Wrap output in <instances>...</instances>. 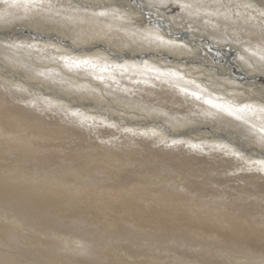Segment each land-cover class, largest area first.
Listing matches in <instances>:
<instances>
[{"label": "bare ground", "instance_id": "1", "mask_svg": "<svg viewBox=\"0 0 264 264\" xmlns=\"http://www.w3.org/2000/svg\"><path fill=\"white\" fill-rule=\"evenodd\" d=\"M181 4L186 11L183 10V17L179 18L182 17L188 31L182 30V36L175 35L183 43L192 41L204 46L205 53L200 50L195 54L181 49L169 50L171 46H177L176 42L158 41L160 37L156 31L149 35L152 40H148L150 37L143 30L149 32L155 27L141 29L143 32L138 34L126 32L127 29L120 32V27L126 25V17L123 16L127 10L139 12L146 8L141 0H0V41H9L10 47L6 46L9 49L6 54L19 58L21 67L26 64L41 70L40 74L37 73L40 77H35L33 69H23L19 73L5 70L4 74L11 79L0 80V168L4 172L0 176L11 180L29 179L25 182L28 185L15 190L0 186V201L5 200L0 208L3 215L10 216L11 223L23 229L30 228L32 231L28 229L29 232L35 234L29 239L38 246L47 247L48 243L43 239L49 238L55 229L71 226L85 232L91 243L77 244L78 248L75 251L70 248L67 254L85 257L88 262L94 259L92 250L108 247L102 244V236L111 232L121 239L147 240L152 245L167 242L173 247L166 249L165 254L160 247L155 252L151 250L147 264H264V162L234 154L228 145L205 141L204 136L192 137L194 140H191L185 135L214 133L228 142L236 141L238 147L244 143L242 138L251 146L245 151L252 152L254 156L264 155V126L260 125H264V107L256 106L252 98L264 102V0H181ZM120 6H126V10L118 12ZM185 12L189 16L186 14V20ZM176 16L178 18V14ZM136 25L142 27V21ZM118 33L124 34L123 37ZM26 36L35 39L31 42L33 46L21 44ZM35 37L40 38L36 40ZM37 41L52 45L57 44L56 41L66 43L79 53L100 50L113 55L116 61L107 65L100 59H93L97 67L88 68L87 65L92 64L90 61L77 66L75 62L86 59H75L69 56L70 53L67 56L58 54L60 60L42 57V54L39 61L36 60L35 48L44 45ZM128 42L132 46L141 44L140 48L131 46L135 50L130 48L132 55L120 48L121 44ZM143 52L146 53L140 54ZM206 55L216 59V64L225 72L245 79L244 85L252 82L254 85L250 88L256 89L258 96L229 79H224L229 85L219 84L213 79L218 86L221 85L220 89L209 86L212 83L208 85L206 80L195 79L194 82L202 84L203 89L181 81L182 78L175 77L173 71L174 76L163 73L168 66L200 64L209 59ZM147 56L152 61L169 64L162 65L163 70L156 68L157 71L143 68L140 63L143 64V57ZM118 57L126 60H118ZM45 77L56 78L58 85H47ZM28 85L31 89L44 90L45 94L57 91V95L61 94L58 97L70 99L71 110L67 111L53 102L55 98L34 95ZM76 86L81 89L72 91ZM210 91L214 95H210ZM134 93H139L140 99L144 96V100L157 98L159 101L155 99L154 102H164L162 104L168 106V113L185 111L184 104L189 102L192 106L200 100L211 110L210 113L222 118L212 119L233 124L212 123L214 121L207 119L210 118L208 114L193 119L194 112L193 116L189 115L192 117L188 118L190 121L181 120V126L173 129V125L166 124L158 114L151 112L146 103L133 95L131 97ZM26 94H31L32 98L34 95L36 99H25ZM219 97H226V100ZM120 98L141 105L134 106L130 102L122 105L118 102ZM235 98L253 105L246 103L239 106L240 109L231 108L232 101L227 103V100L234 101ZM74 103L98 106L104 116H115L113 119L120 124L108 121L106 116L107 122L88 115L83 117ZM222 110H231L233 114L227 115ZM249 114L260 124L249 120ZM136 118L146 123L135 127L139 123ZM78 119L84 122L80 123ZM171 119L174 120L173 117ZM129 121L135 122L131 124ZM151 122L162 123L160 126L166 127L176 138L163 139L162 136L151 135L155 134L149 129ZM90 123L97 127L92 129ZM125 124L132 126H119ZM234 124L241 128H235ZM226 128L232 133L225 131ZM79 129L81 132L77 131ZM84 129L89 130V134H84ZM246 131L253 132V136H246ZM26 221L32 224L27 225ZM139 223L140 226L135 228ZM234 246L250 252L235 251L231 249ZM182 248H188L189 252H183ZM18 256L0 248V264H39L36 256ZM114 258L120 263L133 257L124 252Z\"/></svg>", "mask_w": 264, "mask_h": 264}, {"label": "rangeland", "instance_id": "2", "mask_svg": "<svg viewBox=\"0 0 264 264\" xmlns=\"http://www.w3.org/2000/svg\"><path fill=\"white\" fill-rule=\"evenodd\" d=\"M92 1H96V0H92ZM143 3H144V5L146 6V8H144L143 10H141V11H139V12H132V11H130L131 9H129V10H127V14L125 15V14H123V15H125V16H123V17H126V19H125V21H126V25H124V27L122 28V27H120L121 29H120V32H123L125 29H127V30H125L126 32H129V31H131L130 33H136V34H138L137 32H143V31H145L146 33H147V36L148 37H150L149 35L153 32V31H156V33H158V36L160 37L159 38V40L158 41H161L160 39H162L163 41L164 40H167V41H165L166 43H168V40H172V41H175L176 42V45L177 46H175V47H173V46H171V48H169L170 47V45H169V50H176V51H178L179 49H181V50H183V51H187V53H191V54H195V53H197L199 50L201 51V52H204L205 53V50H206V48L204 47V46H202V45H199V44H194L192 41H189V42H185L184 41V43L180 40V39H178V37L175 35V34H178V35H181V31L183 30H186V28H184V23L182 22V17H183V12L184 11H186V10H184V7H183V5L181 4V0H180V3H179V0H169L168 2H167V0H151V3H150V0H141ZM170 1H172L173 3H171ZM182 1H184V0H182ZM244 1H249V0H244ZM102 2V1H101ZM150 4V5H149ZM178 4V5H177ZM154 5V6H153ZM168 5V6H167ZM180 6H181V8H180ZM128 7H130V4H129V6ZM153 7V8H152ZM159 7V8H158ZM176 7V8H175ZM263 7V6H262ZM155 8V9H154ZM172 8H174V9H172ZM177 9V10H176ZM99 10V9H98ZM118 12H123V11H125L126 10V6H124V7H119L118 8ZM149 10H150V12H149ZM167 10V11H166ZM169 10V11H168ZM176 10V11H175ZM184 10V11H183ZM158 11V12H157ZM94 12H97L96 10H94ZM143 12V13H142ZM175 12V13H174ZM181 14H180V13ZM170 13V14H169ZM171 13H173V14H171ZM95 14V13H94ZM163 14V15H162ZM178 14V18H179V16H182V17H180L179 19L178 18H176L177 15ZM186 14H187V12H185L184 13V18H185V20L186 19H188V14H187V16H186ZM174 15V16H173ZM159 16V17H158ZM3 18H7V17H3ZM127 19H128V21H127ZM8 20V19H7ZM129 20H131L133 23H131V24H133V27H132V25L130 24V22H129ZM172 20H173V23H172ZM138 21H142V27H138V25H136V23H138ZM171 23H169V22ZM161 22V23H160ZM163 22V23H162ZM144 23V24H143ZM165 23V24H164ZM180 23V24H179ZM130 25V26H129ZM149 27H147V26ZM158 25V26H157ZM178 25L180 26V25H182L181 27H179L178 28ZM194 25V24H193ZM160 26V27H159ZM126 27V28H125ZM144 27V28H143ZM155 27V28H154ZM158 27V28H157ZM182 27L184 28V29H182ZM129 28V29H128ZM134 28V29H133ZM137 28V29H136ZM148 29V30H150V29H152V28H154L153 30H150L149 32H147L146 30H143V29ZM179 30H178V29ZM123 29V30H122ZM143 31H142V30ZM159 29V30H158ZM169 29V30H168ZM122 30V31H121ZM129 30V31H128ZM186 31H188V30H186ZM191 31V30H190ZM68 32H71L70 30H68ZM159 33L162 35V38H161V35H159ZM67 34H69V33H67ZM118 35L119 36H121V37H123V35L124 34H119L118 33ZM168 35V36H167ZM182 36V35H181ZM168 37H169V39H168ZM36 38V40L37 39H39L40 37H35ZM86 38V37H85ZM172 38V39H171ZM175 38H177V40L175 39ZM31 39V40H30ZM152 40V37H150V38H148V40ZM23 41H22V43L21 44H23L24 46H29V45H32V41H34L35 39H33L32 37H30V36H26V37H23V39H22ZM29 40V41H28ZM4 42V43H3ZM7 42H9V41H7V40H1L0 41V80L1 79H7V80H9V79H11V77H9V76H7V75H5L4 73H5V70L6 71H8V72H14V73H19L20 71L21 72H23L22 70L24 69V71H26V70H29L30 71V69H33V68H30L29 66H27L26 64H24L22 67H21V62H19V58H16L15 56H12V57H10L9 55H7L6 54V52L8 53L9 52V49L8 48H10L9 47V44L7 43ZM39 44H42V45H44V47H37V48H33V50H35L36 52H35V54H36V57H38V59H36V60H39V61H41L42 59H40V58H42V57H50V58H54V59H59L60 57H59V55L61 54V55H69V53H70V55L69 56H72L73 58H75V59H83V60H87V61H90V63H92V64H89V65H87V66H89L88 68H90V67H92V68H96L97 67V63L96 62H94V61H92L93 59H95V60H101V61H103V63L104 64H107V65H111V64H113L115 61H116V58H114L113 57V55H108L106 52H103V53H101V51L100 50H90V51H84V52H82V53H79V52H77V50H75V49H73V47L71 46V45H67L66 43H59V42H57L56 41V43L57 44H48V43H46V42H40V41H37ZM180 42V43H179ZM2 43V44H1ZM59 44H61V45H59ZM66 44V45H65ZM128 44V45H127ZM126 45H124V44H121V46H120V48L121 47H123V50L125 49V51H126V53H130L131 52V50H133L134 48H140L139 47V45H141V44H135V45H131L129 42L127 43ZM130 44V45H129ZM181 45L182 47H180V48H178V46L179 45ZM63 45H64V47H63ZM191 45V46H190ZM8 48H7V47ZM33 46V45H32ZM47 46V47H46ZM50 46V47H49ZM134 47L133 49H132V47ZM198 46H199V48H198ZM2 47V48H1ZM51 47H53V48H51ZM129 47V48H128ZM153 47V46H152ZM184 47V48H183ZM45 48V49H44ZM47 48V49H46ZM60 48V49H59ZM130 48H131V50H130ZM176 48V49H175ZM17 49V48H16ZM37 49H38V51H37ZM43 49V50H42ZM63 49V50H62ZM72 49V50H71ZM198 49V50H197ZM203 49V50H202ZM1 50L3 51V52H1ZM14 50V49H13ZM46 52H45V51ZM49 50V51H48ZM71 50V51H70ZM127 50H129V51H127ZM21 51V50H20ZM42 51H44V52H42ZM56 51H58L57 53H56ZM60 51H62V52H60ZM133 51H135V50H133ZM41 52V53H40ZM60 52V53H59ZM138 52V51H137ZM51 53H53V54H55V55H51ZM67 53V54H66ZM146 52H143V53H140V54H145ZM40 54V55H39ZM42 54H43V56H42ZM59 54V55H58ZM81 56H80V55ZM202 54V53H201ZM75 55V56H74ZM130 55H132L131 53H130ZM203 55V54H202ZM42 56V57H41ZM57 56V57H56ZM23 57V60H24V56H22ZM206 57L207 58H209V59H204L203 61H202V63H200V64H193L192 65V63L191 64H189V66L188 65H183V64H178V65H180L179 67H178V65H177V67L176 68H174V66H168V64L169 63H164L163 61H159V62H156V61H158V60H156V61H152V59L149 57V56H147V57H143L144 59H143V61H144V63L143 64H141L139 61H137V63H140V65L143 67V68H147V69H151V70H155V71H157L156 70V68H158V69H161V70H163L164 69V67H161L162 65H164V66H168V68H165L164 69V71L165 72H163L164 73V75H167V74H172L173 76H174V73H175V77H180V78H182V79H180L181 81L183 80V81H186L188 84H190V85H196V86H198V88H203V89H205L204 88V86L202 85V84H196V82H194L195 81V79H203V80H206V82L205 83H207L208 85L210 84V83H212V84H210L209 86H211V87H213V88H218V89H220V86H218L219 84H221V82H223V83H225V84H227V85H229L228 83H227V80H224V79H229L230 81H234V82H236L240 87H245V89L247 90V91H253V92H255V94L258 92L256 89H251L250 88V85H254L252 82H247L246 83V85H244V82L243 81H246L245 79H243L242 80V78L241 77H238V76H235L234 74H232L231 72H229V71H224V69L221 67V66H219L218 64H216L217 63V60L215 59V60H213V58H211L210 56H207L206 55ZM52 58V59H53ZM120 59H124V60H126V58H119L118 57V60H120ZM48 60V59H47ZM60 60V59H59ZM112 61V62H111ZM207 61V62H206ZM215 61V62H214ZM210 64H209V63ZM94 63H96V64H94ZM94 65H96V66H93ZM212 65V66H211ZM86 66V67H87ZM130 66V65H129ZM19 67H21V70H20V68ZM37 67H39V66H37ZM99 67V66H98ZM103 67V66H102ZM133 67V66H132ZM155 67V68H154ZM171 67V68H170ZM173 67V68H172ZM7 68V69H6ZM39 68H41V67H39ZM134 68V67H133ZM153 68V69H152ZM204 68V69H203ZM218 68V69H217ZM168 69V70H167ZM228 69V68H227ZM127 70H129V69H127ZM33 71V74H36V76L35 77H40V76H38V74L37 73H39L40 74V72H41V70H38V69H33L32 70ZM39 71V72H38ZM52 71H53V69H52ZM51 71V73L53 74V72ZM171 71H173L174 73H171ZM219 73H218V72ZM55 74H57V72H54ZM208 73V74H207ZM228 73L230 74V75H228ZM217 75V76H216ZM219 75V76H218ZM59 76V75H58ZM194 76H195V78H194ZM221 76V77H220ZM191 77V78H190ZM200 77V78H199ZM238 79H241V80H238ZM9 78V79H8ZM94 78V77H93ZM216 79L217 80V82L219 83V84H217L216 83V81H214L213 79ZM234 78V79H233ZM55 79L56 78H54V79H48V78H46L45 77V81H46V83H47V85H49V86H57L58 85V82L57 81H55ZM189 79H192V82L189 80ZM168 80H170V79H168ZM14 81H21L20 79H15ZM59 81V80H58ZM111 81H113V80H111ZM171 81V80H170ZM42 82V81H41ZM55 82H56V84H55ZM194 82V83H193ZM24 84V83H23ZM54 84V85H53ZM206 84V85H207ZM217 84V85H216ZM25 85H27V84H25ZM72 85V84H71ZM29 86V85H28ZM31 86H29V89H31L30 88ZM74 88H76V89H74V90H72V91H79L80 89H81V87H79V86H76V87H74ZM252 88H253V86H252ZM206 89H208V88H206ZM110 90H113V88H110ZM221 90H222V88H221ZM242 90V89H241ZM31 91H33V93H34V95H37V96H40L41 98H47V99H52L53 100V98H55L54 100H53V102H56V103H58L61 107H64V108H66L67 109V111L68 110H71L70 109V105H69V103H70V99H68L67 100V98L66 99H63V97H58V95L59 96H61V94H56V93H58L57 91H56V93H52V92H46V93H48V94H45L44 92V90H41V89H39V88H37V89H35V88H32L31 89ZM40 91V92H39ZM226 91L228 92V94H230V95H233V92L232 91H229V89H226ZM210 93V95H214L213 93L214 92H212V91H210L209 92ZM212 93V94H211ZM135 94V95H134ZM134 94H131V97H133V96H135L134 98H137L139 101H141V102H143V103H146L145 105H147L148 106V109H150L151 110V112H153L155 115H157L158 117H160V119H161V121L163 120L164 122H166V124H167V122H168V124L169 125H173V129L174 128H176L177 126L178 127H180L181 126V124H179V121H183V120H187L188 118H190V116H193L194 115V117H193V119H197V118H199L200 116H202V115H210V118H208L207 117V119L208 120H212V121H214V122H212V123H216V124H218V125H224L225 124V122L226 121H220L219 119H217V120H215V119H212V118H221L220 116H214L213 115V113H210V109H208V108H206L202 103H201V101L200 100H198V102H196L197 104H194V105H192V106H189V102H187L186 104H184L185 106V108H183V109H186L185 111H181V112H176V111H173V113L172 112H170V113H168L167 112V110H166V108L168 107V106H164V105H166V104H162V103H164V102H154V101H159L157 98H153V100L152 99H148V98H146L145 100L147 101H149V102H146L145 100H144V96H142L141 97V99H140V94L139 93H134ZM244 95H245V93H243ZM27 95V96H26ZM25 95V99H28V100H31V99H36V96H34V95H32L33 96V98L31 97V94L30 95H28V94H26ZM56 95V96H55ZM128 95V94H127ZM133 95V96H132ZM257 95V94H256ZM24 96V95H23ZM28 96H30V97H28ZM129 97H130V94L128 95ZM258 96V95H257ZM105 97H108V98H113V99H116V98H118V97H116V98H114V97H112L111 95H105ZM30 98V99H29ZM219 98H221V97H219ZM223 98V97H222ZM221 98V99H222ZM252 98H254V103H256V106H260V105H262L263 107H264V102L261 100V99H258V98H256V97H252ZM85 99H87V98H85ZM91 99V98H90ZM156 99V100H155ZM224 100H226V97H224L223 98ZM94 100H97L96 98L94 99ZM121 100H124L125 102H123V101H121ZM143 100V101H142ZM99 101V100H98ZM231 103H230V102ZM118 102H120L122 105H127L128 104V102H130V104H132V105H137V104H139L138 102H134V101H131V100H128V99H124V98H120V100L118 101ZM226 102V101H225ZM227 103H230V104H232L233 106H231L230 104V106H231V108H235V109H240L239 108V106H241V105H243L244 106V104H246V103H248V104H250L249 102H247V100H242L241 98H240V100H238L237 98H235L234 99V101H233V99H230V100H227ZM158 104H161V105H159L158 106ZM74 105H77V110L79 111V113L80 114H83L82 116L83 117H87V115H88V117H91V118H97V119H100L101 121H102V119H104L105 120V118H107L108 119V121H110V120H112L111 122H114V123H118V124H120L118 121H116V120H114L113 119V117L114 118H116L115 116H112V118H110L111 116H108V115H105L104 116V114L103 113H101L100 111H102V110H99L100 109V107H93V106H90V105H85V104H81V103H74ZM139 105H141V104H139ZM151 105V106H150ZM250 105H253V104H250ZM156 106V108H154ZM235 106V107H234ZM245 106H248V105H245ZM76 107V106H75ZM237 107V108H236ZM252 107V106H251ZM163 108V109H162ZM204 108V109H203ZM257 108H259V107H257ZM85 109V110H84ZM88 109V110H87ZM159 109V110H158ZM190 109H191V111H190ZM206 109V110H205ZM196 110V111H195ZM210 110V111H209ZM156 111V112H155ZM221 111V110H220ZM117 112V111H116ZM116 112H114L113 114H115ZM161 112V113H160ZM192 112V113H191ZM195 112V113H194ZM198 112V113H197ZM208 112V113H207ZM222 112L223 113H227V115H229L228 113V111H224V110H222ZM244 112H247V109H245V111ZM86 113V114H85ZM101 113V114H100ZM190 113V114H189ZM194 113V114H193ZM254 113H257V112H254ZM160 114V115H159ZM172 114V115H171ZM178 114V115H177ZM193 114V115H192ZM91 115H93V116H91ZM190 115V116H189ZM174 116H180L179 118H174ZM196 116V117H195ZM105 117V118H104ZM171 117H173V119L174 120H172L171 119ZM212 117V118H211ZM248 117H249V120L250 119H252V122L254 121V122H258V124H260V122L258 121V120H256V119H254L253 117H252V115L251 114H249L248 115ZM252 117V118H251ZM83 119V118H82ZM135 119V118H134ZM137 119V121L136 122H139L138 124H137V126H135V127H138V126H140L141 125V123H146L145 121H143V120H139L138 118H136ZM190 119H192V117L190 118ZM222 119V118H221ZM79 120V122L80 123H83L84 121H82V120H80V119H78ZM189 120V119H188ZM190 121V120H189ZM189 121H187V122H189ZM197 121V120H196ZM203 121V120H202ZM105 122H107V120H105ZM133 122H135V121H129V123H131V124H134ZM151 123H153V124H151V125H148L150 128V130H154L153 132H155V134H151V135H153V136H159V137H161V138H163V139H172V138H176L175 136H171V131H169L166 127H164V126H160L162 123H160L159 125L157 124V123H155V122H151ZM211 123V122H210ZM229 123L230 124H228V122H226V125H231V124H233V123H231L230 121H229ZM91 124V128L92 129H95V127L94 126H96V125H94L93 123H90ZM93 124V125H92ZM157 124V125H156ZM177 124V125H176ZM179 124V125H178ZM183 124L184 123H182V126H183ZM247 124V123H246ZM79 125V124H78ZM126 125H128V126H132V125H130V124H125V125H119L120 127H123V126H125L126 127ZM168 125V127H170ZM197 125H200V124H198L197 123ZM261 126H264L262 123L260 124ZM127 126V127H128ZM151 126H153V127H151ZM234 126H235V128H241V127H239V125H237V124H234ZM97 127V126H96ZM177 127V128H178ZM124 128V127H123ZM160 128V129H159ZM260 128V127H259ZM258 127H257V130L258 131H260V129H259ZM89 129V128H88ZM148 129V128H147ZM170 129V128H169ZM227 129V128H226ZM226 129H224L225 131H227V132H230V131H232V130H226ZM82 130V129H81ZM98 130V129H97ZM77 131H80V129L79 130H77ZM98 131H101L100 129L98 130ZM81 132V131H80ZM84 132H86L87 134H89V130H86V129H84L83 130V133ZM144 132H147V131H144ZM237 132V131H236ZM86 133H84V134H86ZM230 133H232V132H230ZM92 134V133H91ZM160 134V135H159ZM189 134V135H188ZM185 133V135H186V139H191V140H194V138H192V137H198V136H204V138H203V140H207V141H210V142H212V143H218V144H223V146L224 145H228L227 147H230L231 148V151H233V153L234 154H241V157H252L253 159H255V160H257V161H260V162H264V155L263 156H261V155H256V156H254V155H252V152H250V151H245V149H250V145L249 144H245L247 141L246 140H244V139H242L241 138V142L243 143L242 144V146L241 147H238L237 146V144L235 143V142H233V141H230V142H228V140H226V139H224V138H220V137H218V136H216L214 133H211V134H200V135H197L195 132H192V133ZM246 136H253V132H251V131H246ZM260 136H262L261 134H260ZM213 139V141L211 140V139ZM199 140V139H198ZM215 140V141H214ZM242 140H244V141H242ZM218 141V142H217ZM220 141V142H219ZM232 142V143H231ZM249 142V141H248ZM240 145H241V143H240ZM246 147H245V146ZM249 145V146H248ZM223 146H221V147H223ZM245 148H244V147ZM243 147V148H242ZM249 147V148H248ZM239 148V149H238ZM244 149V150H243ZM237 154V155H238ZM256 157H258V158H256ZM263 157V158H262ZM261 160H263V161H261ZM219 166V165H218ZM216 168H218V167H216ZM264 168V167H263ZM3 169L2 168H0V174H2V173H4L3 171H2ZM12 179V178H11ZM11 179H9V178H7V177H1L0 176V186H8V187H11L12 189H16L17 187H23V186H25V185H28L27 183H25L26 181H29V179H15V180H11ZM4 202H5V200H3ZM3 201H0V204L1 205H3L4 206V202ZM7 201V200H6ZM4 208V207H3ZM12 210V209H11ZM13 211V210H12ZM14 212V211H13ZM16 214V213H15ZM16 216H20L19 214H17ZM2 217V218H1ZM5 217L8 219H6L5 220ZM38 220V219H37ZM5 221V222H4ZM12 222V219L10 218V216H8L7 214H5V215H3V213L1 212V208H0V248L1 249H4L5 251H7V252H9V253H12V254H14V255H16V256H18V258H23V257H25V256H27V257H29V256H33V257H35L36 256V259L38 260V262H39V264H72L73 262V264H111V263H119L115 258H114V256L117 254V255H123V253L125 252L127 255H130L131 257H133V258H130L129 259V261H127L126 259H124V261H122V262H120L119 264H147V260L146 259H148V256L150 255V253H151V250H153L154 252L156 251L155 249H158L159 247L160 248H162L163 250H165L164 251V254H165V252H166V249L168 250V248H173V247H171V246H168L169 244L167 243V242H162L161 244L162 245H160L159 243H155L154 245H152V244H149L148 243V241L147 240H143V241H141V240H139V239H121V238H117V234H113V233H111V232H108V233H106V234H104V237L102 236V244L105 246V245H108V247H102V248H96V250H92V252L94 253L93 255H94V259H93V261L92 262H88L87 260H86V258L84 257V258H79V257H72L73 255L72 254H67L68 253V251H70V248H71V251L73 250V251H75V249L76 248H78V246H80V243L81 244H83V245H90V243H89V241L88 240H91V239H87L86 238V234H85V232H83V231H81V229H77L76 227H59L58 229H55L54 231H52V234L51 235H49V238H44L43 239V241H45V242H47L48 244L47 245H45V246H47V247H42V246H38L37 245V243H35V242H32V240H30L29 239V237L30 238H33L34 237V234L35 233H33V232H29V230H31L30 228H28V227H24V229L23 228H20L16 223H11ZM26 224L27 225H29V224H32L31 222H27L26 221ZM13 225V226H12ZM142 225L145 227V229L147 230V227H146V225H145V223H142ZM17 228H16V227ZM97 228H101V227H99L98 225H95ZM140 226V223L137 225V226H135V228H137V227H139ZM15 227V228H14ZM13 229V230H12ZM23 229V230H22ZM29 229V230H28ZM62 229V230H61ZM2 231V232H1ZM6 231H8V232H6ZM26 231H28V232H26ZM32 231V230H31ZM13 232H15V233H13ZM26 232V233H25ZM133 232V231H132ZM3 233V234H2ZM12 233V234H11ZM53 233H54V235H55V237L57 238V239H55V237H53L54 235H53ZM15 234V235H14ZM19 234V235H18ZM57 234V235H56ZM96 235L98 234V232L97 233H95ZM24 235V236H23ZM1 236H3V237H1ZM12 238H11V237ZM14 236H15V238H14ZM69 236V237H68ZM60 237V238H59ZM71 237V238H70ZM61 238H63V239H61ZM66 238H68V239H66ZM86 238V239H85ZM197 239H199V240H202L203 238H199V237H196ZM13 239V240H12ZM59 239V240H58ZM66 239V240H65ZM79 239V241L78 242H76V240H78ZM117 239H119V240H117ZM75 240V241H74ZM9 241V242H8ZM16 241V242H15ZM72 241V242H71ZM75 243H74V242ZM85 241V242H84ZM101 241V239H99L98 240V242H100ZM64 242V243H63ZM111 242V243H110ZM16 243V244H15ZM57 243V244H56ZM89 243V244H88ZM164 243H166L165 244V247H164ZM59 244V245H58ZM77 244H78V246H77ZM13 245V246H12ZM36 245V246H35ZM50 246V247H49ZM111 246V247H110ZM136 246V247H135ZM4 247V248H3ZM12 247V249H10ZM19 247V248H18ZM61 247V248H60ZM66 247V248H65ZM112 247H116L115 249H111ZM152 247V248H151ZM54 248V249H53ZM69 248V249H68ZM139 248V249H138ZM159 248V249H160ZM175 248V247H174ZM14 249V250H13ZM59 249V250H58ZM63 251H62V250ZM68 249V250H67ZM161 249V250H162ZM184 249V250H183ZM231 249H233V250H235V251H240V252H250V251H246V250H243L242 248H240L239 246H234L233 248H231ZM11 250V251H10ZM41 250V251H40ZM160 250V251H161ZM40 251V252H39ZM123 251V252H122ZM180 251V250H179ZM182 251L183 252H189V250H188V248H182ZM15 252V253H14ZM18 253V254H17ZM39 253V254H38ZM44 253V254H43ZM153 253V252H152ZM187 254V253H186ZM41 255V256H40ZM72 255V256H71ZM188 255V254H187ZM66 256L69 258V259H67L66 258ZM88 256H90L89 255V253H88ZM62 257H63V259H66L65 261L62 259ZM72 257V258H71ZM82 259V260H81ZM85 260V261H84ZM56 262V263H55ZM71 262V263H70ZM124 262V263H123Z\"/></svg>", "mask_w": 264, "mask_h": 264}, {"label": "snow or ice", "instance_id": "3", "mask_svg": "<svg viewBox=\"0 0 264 264\" xmlns=\"http://www.w3.org/2000/svg\"><path fill=\"white\" fill-rule=\"evenodd\" d=\"M75 63H77V66H79V64H80V63L87 64V63H88V61H87V60H85V61H81V62H75ZM197 99H199V97H197ZM206 103H209V104H211L212 102H211V101H206ZM213 106H214V107H219V106H217V105H213ZM228 114H229V115H231V114H233V113H232V111L230 110ZM237 118H239V117H237Z\"/></svg>", "mask_w": 264, "mask_h": 264}]
</instances>
